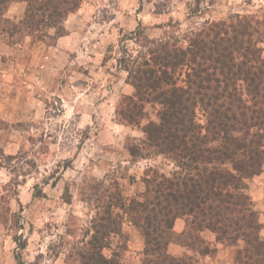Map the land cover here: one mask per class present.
<instances>
[{"label":"trees","instance_id":"16d2710c","mask_svg":"<svg viewBox=\"0 0 264 264\" xmlns=\"http://www.w3.org/2000/svg\"><path fill=\"white\" fill-rule=\"evenodd\" d=\"M14 1L0 0V21ZM24 1L23 17L6 29L10 38L15 33L35 37V31L45 29L47 34L51 28L59 36L67 15L81 3ZM43 38L38 35L36 40ZM132 38L137 53L124 49L118 63L134 90L123 95L115 113L121 123L139 125L147 119L145 105L158 106L157 119L146 120L144 137L127 144V150L133 160L162 152L174 169L165 174L148 168L143 191L130 197L116 187H103L101 195L91 193L99 204L67 259L120 264L111 240L121 238L119 250H125L126 219L143 238L142 264H195L198 257L214 254L216 248L200 235L205 229L217 242L238 248V264H264L262 222L248 192L250 179L264 164V20L234 14L160 37H148L138 28ZM81 183L84 193L85 180ZM101 185L93 182L90 188L99 190ZM177 218L185 220L180 233L173 229ZM171 242L192 255L169 253Z\"/></svg>","mask_w":264,"mask_h":264},{"label":"rangeland","instance_id":"374dc122","mask_svg":"<svg viewBox=\"0 0 264 264\" xmlns=\"http://www.w3.org/2000/svg\"><path fill=\"white\" fill-rule=\"evenodd\" d=\"M91 2L88 28L82 33L80 47L96 59L80 64L79 78L62 77L63 95L60 89L42 94L34 91L30 102L28 96L20 95L25 100L15 108L9 107L11 112L31 111L29 116L23 119L16 116L22 119L18 122H7L0 116V264H78L74 258L68 260L67 253L89 225L99 204L100 200L91 193L101 195L103 187H116L130 197L143 191L142 179L148 168L165 174L174 169L173 161L162 152L133 160L127 150V144L140 142L144 137L141 127L146 120L157 119L158 106L146 104L147 119H142L139 125L121 123L115 113L123 95L134 90L125 81L127 72L118 59L124 49L133 55L137 53L139 47L132 37L138 28L148 37H160L183 33L205 21L234 14L264 20V0ZM13 22L5 11L0 21V38L12 45L21 44L24 53L35 50L32 45L39 42L38 35L48 45L55 42L57 31L49 34L50 29L47 34L45 29L35 31V37L15 33L7 39L6 29L13 27ZM87 46L94 52H88ZM1 111L8 109L0 108ZM198 118L203 122L201 112ZM255 176L250 179L249 189ZM83 180L84 193L80 192ZM97 181L103 185L99 190L91 189L90 183ZM127 224L132 225L124 219L123 230ZM123 233L129 235L126 230ZM121 240H111L112 249L120 254V264H142L143 255H139L136 247L119 250L123 246ZM224 248L231 251L229 264H238V248ZM182 249L174 250V255H192ZM104 252L109 254L110 250ZM217 253L198 257L195 264L220 261Z\"/></svg>","mask_w":264,"mask_h":264},{"label":"crops","instance_id":"0c3cea01","mask_svg":"<svg viewBox=\"0 0 264 264\" xmlns=\"http://www.w3.org/2000/svg\"><path fill=\"white\" fill-rule=\"evenodd\" d=\"M91 1L82 0L80 6L74 12L67 15L63 22L64 34L56 36L55 42L51 45L39 40L37 43L33 42L32 46L35 50L31 51V53H24L20 50L22 47L21 44L15 43L12 45L5 38H0V108L8 109L7 112H0L3 120L7 122H18L26 116H29V113H32L31 111L26 114L24 112L9 111L11 105L15 108L25 100L20 98L23 95L28 96L29 102L32 99L31 94L34 91H40L42 94L43 91L49 93L50 91L57 92L60 89L59 93L63 95L65 88L62 77H71L74 80L80 75L79 66L81 63L85 62V60L96 59L93 54H85L83 47H80L82 33L84 29L88 28L87 24L89 19L87 18L90 15L89 10L93 6ZM25 9L26 2L24 0L14 1L9 4L6 12L8 17L14 21L13 25L18 23L23 17ZM54 30L51 28L49 34H54ZM14 45H18V47L16 48ZM87 49L88 52H94L91 46H87ZM120 82L117 84H120ZM124 86H127L125 82ZM128 92H131L130 89H128ZM18 115L22 119L16 118ZM250 187L249 194L255 209L259 211L262 222L260 234L264 238V171L253 178ZM184 228L185 220L183 218H177L173 225L174 231L180 233ZM124 230L129 233L127 246L130 248L136 247L139 255H143V238L138 229L133 224L130 226L127 224ZM200 235L210 247H214L218 251L217 258L220 261L216 260V264H223V261H225V264L230 263L228 260L231 251L224 248L230 246L217 242L215 234L208 229L201 231ZM182 248L184 246L171 242L168 245V252L174 255V250H184Z\"/></svg>","mask_w":264,"mask_h":264}]
</instances>
